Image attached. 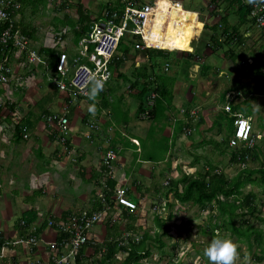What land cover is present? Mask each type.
<instances>
[{"label":"crops","instance_id":"1","mask_svg":"<svg viewBox=\"0 0 264 264\" xmlns=\"http://www.w3.org/2000/svg\"><path fill=\"white\" fill-rule=\"evenodd\" d=\"M88 2L92 3L90 0ZM158 5V12H155L158 17L155 21L152 20L153 27L148 35L150 46L177 50L189 48L193 28L197 26L196 21L190 14L173 7L169 2L161 0ZM94 6L97 4L94 3ZM102 10L101 6L99 15ZM21 13L20 11L17 16L19 25ZM61 20L55 18L54 23L57 22L62 27L58 25L54 28L45 22L42 26L28 28V31L33 32L30 37L32 47L38 50L54 48L55 35L60 28H70L68 25L63 26ZM163 20L166 23L162 24ZM156 30L165 33L163 41L156 39ZM250 31L253 30L246 29L245 36ZM68 33L56 48H71L73 37ZM259 41L263 43L262 40ZM194 51L199 53L195 49ZM223 56L235 68V60L233 62ZM177 58L179 60L176 62L184 65L183 70L178 67L176 73H171L173 64L170 73L166 74L172 100L170 104L163 101V107H158L152 113L147 112L152 106L150 99L147 102L149 96L145 99L139 93V81L143 77L138 75L137 70L133 74L134 70L129 72V67H125L129 59L121 67L113 69L110 80H113L112 84L109 82L105 87L93 88L90 97L85 99L74 100L66 92L59 91L44 77L41 66L33 71L30 67L17 68L18 73L23 76L21 84H0V235L6 242L0 251V264L47 262L52 253L49 244L59 237L58 232L47 225V221L64 219L82 210L101 209L98 194L103 191V182L108 187L114 185L113 189L126 188L128 197L135 202L137 208L130 213L113 201L104 220L97 224L101 225V229L90 230L91 240L99 243L107 237V222H122L125 226L132 216L135 225L141 226L142 222H154V204L158 207L163 203L173 204L174 215L187 205L180 204L172 195L165 196V183L169 184V181L177 179L183 171L188 170L190 173L185 174H191L203 173L208 169L210 163L205 162L203 169L199 170L197 165L186 160L194 144L207 142L220 152L229 150L231 159V150L221 145L226 138L215 141L213 138L218 135L213 134L214 130L211 128L216 127L220 131L222 122L230 126V116L224 110V93L227 92L234 94L232 105L241 104L245 108L241 112H248L247 116L252 119L250 99L254 97L253 92H249L252 98L246 96L241 84L242 79L248 77L237 76V87L225 89L215 104L199 103V100L195 101V87L199 84L196 79H191L193 75L190 71L188 74V69L193 65L200 68L201 65H189L182 60V54ZM133 63L137 68L148 62L142 58ZM245 64L247 67V62ZM180 73L188 79L178 78L181 77L178 75ZM162 74L161 70L160 75ZM135 82L138 84L132 85ZM207 93L204 92V95L208 96ZM182 108L197 110L196 119L189 121L180 111ZM220 110L226 114L225 119L221 117ZM53 113L64 114L68 118L70 132L66 144L59 142L57 123L46 119ZM209 113L213 114L211 119ZM209 121L212 126H207ZM18 125L22 127H17ZM208 127L211 131L207 134L210 136L205 140L203 133ZM22 128H26L27 137L23 136ZM187 128L191 129L189 136L184 134ZM252 131L254 132L253 125ZM193 132L198 135L196 140L192 137ZM255 133L256 139L261 136L260 143L264 134L258 135L257 131L253 134ZM110 149L115 151L116 158L106 166L104 157ZM215 170L219 171L217 168ZM30 212L34 213L35 219L27 228L24 226V229L20 221ZM172 219L169 222H173L175 216ZM33 228L38 230V243L35 247H30L26 238ZM60 251L65 252L66 248H61ZM84 254L90 258L93 254L92 247H86Z\"/></svg>","mask_w":264,"mask_h":264},{"label":"rangeland","instance_id":"2","mask_svg":"<svg viewBox=\"0 0 264 264\" xmlns=\"http://www.w3.org/2000/svg\"><path fill=\"white\" fill-rule=\"evenodd\" d=\"M88 1L89 0H38L33 2L28 1L24 4L22 3L23 10L20 17V30L21 32H23V29L28 30V28H31V26H42L45 22L50 23L51 27L56 28L59 24H57V22L54 23L55 18L64 19L65 21H76L78 19V4H81L84 7V10L88 11L90 15H92V17L98 19L99 9L101 8V6L102 9H104L103 7L106 6V4L104 5V3H108L109 0H90L92 1V3H89ZM141 1L146 2L148 0ZM160 1L161 0H159V2ZM162 1L169 2L173 7L180 8L181 10L182 6L183 8H185L184 11L190 14L191 18H193V20H195L197 23V26L193 28V34L191 37L192 43H190L191 46L189 48L184 50H177L170 49V47H162L163 49L172 51H169V64H174L173 68L170 70L172 71L171 73H176V69H178V67L179 69L181 67L182 70L184 68V65L176 62L179 60L177 57H180V55L182 54L181 52L188 51L194 54L193 60L195 62L200 65H205L207 66V68H209L206 75L201 74V71H199V66L193 65L188 69V74L190 71L193 75L191 79H196L198 81L197 84H199L195 87V101L199 100V103L209 102L211 103V105L215 104L214 102L219 101V96L224 92L225 89L237 87V76L248 77L243 78V83L241 84L244 87L243 91L246 92V96L252 98L251 96H249V92H253L252 96L254 97L250 99L252 108L251 114L253 115L251 122L254 132L257 131L258 135L261 133L263 135L264 74L262 75L263 78L257 77L254 74L257 62H251V59H253V55L257 54H259L260 60H264V49H260L259 44H261V42L259 41V35L255 33L256 31L252 29L253 31H250L248 35L245 36V30L249 29L251 25L246 23L240 28L244 36V45L234 47L236 51L237 61L235 59V68L234 66L232 68L229 60L224 59V50L213 52L211 46L208 44L209 37L212 34V30L208 27L217 22L219 17L216 15H212L210 12H214L219 8L220 11H223L227 7L226 3H218L219 5L215 7L217 3L212 2L211 0H175L181 2L178 4V6H176L170 0ZM94 3L97 4L96 7L94 6ZM91 5H93L94 7H91ZM186 9L191 10V12H187ZM228 20L230 26H232L238 22V17L236 14H231ZM164 23H166V20H163L162 24ZM58 27L62 26L59 25ZM148 27L150 33L153 24H148ZM65 28H60L59 31ZM149 33L146 34L147 38ZM164 35L165 33L162 30L156 31V39L158 41H163ZM70 36L73 37L71 33ZM131 41L134 40H132L131 38L129 40H126V43L131 45ZM194 49L199 53H195ZM57 50H60V48L57 47ZM133 52L134 49L132 48L131 54L135 56ZM136 58H138L137 60L142 59L141 57ZM182 60H185V55ZM246 62L247 67L245 64ZM126 66L129 67V72H132L134 70L133 74L136 73L137 68L134 67V63L132 60H130V58L127 61L125 67ZM242 66L245 67L243 68ZM33 70L34 69H32V71ZM161 70L162 67L158 71V73L161 74ZM247 70H251V73L249 75L245 74ZM236 73H238L239 75ZM178 75L181 76L178 78H182L184 80L188 79L187 76L185 78L183 73H180ZM141 79L142 80H140L139 83L142 85V83L144 82V78ZM112 81L109 84H112ZM204 92H208V96L204 95ZM201 97H205V99H202ZM150 100L152 101L153 99L150 98ZM246 109L249 110V108L247 107ZM187 110L194 109L190 108ZM215 113L216 112L214 111V114ZM220 114L221 117L225 119L226 114L223 113V110H220ZM209 115H211V119L213 117V114L209 113ZM221 124L222 128L220 131H218L216 127L211 128V130H214L213 134L218 135L216 138H213L214 140L216 139L215 141H220L222 137L227 138L229 134L227 124H224L223 122ZM229 124L230 127H232L231 121H229ZM210 125L212 126V123H210L209 121L207 123V126ZM190 126L194 127L193 125ZM211 130H209L208 127V129L204 131L203 135L204 139L206 138L205 140H208L207 138L210 135L208 136L207 133ZM254 136L256 137V133L254 134ZM192 137L194 138V140L198 138L196 132H193ZM260 137L261 136H258V138L256 139V143L258 144L255 145V147L258 149L257 159H250L247 162V165L251 168H257L260 166L261 162H264V137L259 143ZM194 145L195 146L192 148L191 153L187 155L186 160L191 161V163L197 165V168L199 170H202L205 162H207L208 164H212L215 169L217 168L220 172H223L228 178L234 177L240 171L241 166L238 164H234L229 160V150L220 152L218 148L209 145V143L207 144V142L204 144L203 142H199L198 144L196 143ZM195 159L197 160L195 161ZM183 172L190 173V171L188 170ZM257 176L258 175H254L253 177ZM243 191L245 194L249 191L254 192L255 204L261 212V216H264L263 187L257 184L248 185L244 188ZM167 212L168 209L166 208L160 210V213L163 214L162 216L166 215ZM156 213H159V211H157ZM174 216L175 219L173 222H166V228H168L169 230L168 234H162V230H159L157 232V235L160 238L159 241L153 239L154 233L158 230L154 222H142V228L138 229L137 232H135L133 235L126 231L127 229H125L126 227L122 222H119L120 230L118 235L120 237V240L123 241L125 245H127L129 237H133L135 238V240L137 237L138 239H140L143 231L148 230L149 235L152 237L146 242L150 254L148 257L142 260L144 264H264V259H257V256L260 255V250L257 245L253 244L251 247H248L246 243L239 242L235 236L229 237L228 232L218 230L219 226L222 224V218L217 215V211L215 208L213 210H210L208 207L202 209L198 205L188 203L182 210L176 211V214ZM246 218L248 219L249 223L255 228H260L264 231V225H260V223H258V219H256L254 216L248 215ZM238 221L240 220H237V224L239 223ZM92 229L94 231H99V229H101V225L96 224ZM218 236H220L221 238L222 245L219 248H216V239ZM126 255L127 254L123 252H119L116 255V261L120 262L124 260Z\"/></svg>","mask_w":264,"mask_h":264},{"label":"trees","instance_id":"3","mask_svg":"<svg viewBox=\"0 0 264 264\" xmlns=\"http://www.w3.org/2000/svg\"><path fill=\"white\" fill-rule=\"evenodd\" d=\"M28 1L29 0H22V3L24 4ZM211 1L217 3L215 7L219 5L218 3L227 4V7L223 11H220L219 8L214 12H210L212 15L220 16L217 22L208 27L212 30L208 44L211 46L213 52L224 50L223 55L234 62V60L237 58L234 45L241 46L244 44V36L240 28L246 23L251 25L249 30L253 29L257 32L259 35V40H262L263 42L260 48L262 50L264 49V39L262 36H260L261 30L258 27L256 21L250 17L251 7L259 0ZM105 4L106 6L103 8L110 12L123 7L121 0H109L108 3ZM22 10L23 8L21 9V12ZM118 11L122 13L121 10ZM77 14L78 19L76 21H65L64 19L61 20L63 26L68 25L70 27V33L73 35L74 41L78 40L82 36V34L88 29L91 21H93L90 13L84 10V7L81 4H78ZM231 14H236L238 17V22L232 26H230L228 20ZM17 25H19L18 22ZM17 27L20 29V25ZM22 31L29 37L33 36V32L24 29ZM129 39L130 38L125 37L124 41L119 44L117 49V54H119V56H115L113 59L111 69L113 71L114 68H117L118 66L121 67L124 64V61L128 60L129 58L133 61L138 59L136 57H141L147 60V64H141L137 67L138 75L144 78V82L141 85L139 93L142 94L145 99H147L149 96L147 102L152 97V95H155L154 98H152V106L147 111L148 113H152L158 107H163V101H165L167 104H170L172 100V94L170 91L171 89L170 86L167 85L169 78H167V76L164 74L160 75L158 73L165 63H170L169 57L170 52L172 51L161 50L160 48L136 50L134 45L136 44L137 39H132L134 41H131V45L126 43V40ZM132 48L134 49L133 53L135 56L131 54ZM39 52L44 54L49 63L50 69L54 70L60 51L54 47L41 48L39 49ZM181 53L182 57L185 55V61L188 62L189 65L198 64L193 60L194 54L191 52L183 51ZM253 58L254 61L258 62V64L255 66L254 74L257 77H261L264 74V60H260L259 54L253 55ZM208 69L209 68H207V66L201 65L199 71H201L203 74H206ZM250 73L251 70L246 71L247 75ZM136 84H138V82L132 83V85ZM225 96L226 93H224V98ZM232 102L231 107L233 111H244L245 108H243L241 104L232 105ZM244 113L246 116L249 115L246 111ZM230 121L231 125L233 126L232 117H230ZM17 127L22 126L18 125ZM221 128L222 126H220L219 129L221 130ZM228 132L229 134L222 144L225 149L229 148L228 141L230 136L233 135L234 129L229 126ZM255 148L253 150L231 149L230 160L236 164L247 163L250 159L255 160L258 157V149ZM208 166V169L203 173H182V175L177 179L169 181L165 196L172 195L180 204L191 203L193 205H198L202 209L208 207L210 210L215 208L217 215L222 218V224L219 226L218 230L228 232L229 237L235 236L239 242L246 243L248 247H251L253 244L257 245L260 250V255L257 256V259L263 260L264 231L251 225L246 217L248 215L254 216L256 219H258V223H260V225H264V216H261V212L255 204L254 192L249 191L245 194L243 190L246 186L255 184L262 186L264 190V162H261L260 166L257 168L246 166L240 169V171L232 178H228L223 172L216 171L213 166H210V164ZM254 175L258 176L253 177ZM113 186L114 185H110L108 187L110 190L104 189L106 201L110 205H113ZM172 207L173 204L171 203H163V205L159 206V208H161V210L168 208L166 215L162 216L163 214H161L160 211L159 213L155 212L156 215L154 217V224L158 230L154 233V240H160L157 235L159 230H162V234L164 235L168 234L169 230L166 228V222L170 221L174 216ZM125 210L130 213L134 212V210ZM34 219V213H27V215L23 217V220H21L24 221V225L20 224L21 227L25 229L24 226H26L27 228V226H29L32 221H34ZM132 220L133 217L130 216L129 222L125 223V229H127L126 231L133 235L138 229H141L142 227L136 226L135 222ZM237 220H240L238 221V224ZM106 230L107 237L101 243L90 240L79 250L78 254L75 256L74 264H144L142 260L148 257L150 254L146 242L148 239H151L152 236L149 235L148 230L143 231V234L138 241H136L133 237H129L127 245L122 244L123 241L120 240L118 235L120 230L118 222H107ZM37 231L35 234H38ZM31 235H33V233L29 234L27 238ZM63 236V234L59 235L57 241L60 242ZM216 241V248H219L222 245L220 236L217 237ZM4 245H6V242L0 235V251ZM88 246H91L93 249V254L90 256L91 259L87 258L84 254L86 247ZM119 252H123L127 255L124 260L117 262L116 255Z\"/></svg>","mask_w":264,"mask_h":264},{"label":"built area","instance_id":"4","mask_svg":"<svg viewBox=\"0 0 264 264\" xmlns=\"http://www.w3.org/2000/svg\"><path fill=\"white\" fill-rule=\"evenodd\" d=\"M170 1L176 6L181 3L175 0ZM121 3L123 7L118 10H121L122 13L118 10L110 12L103 9L98 19L93 18L82 36L76 41L73 40L71 48L60 51L56 67L51 70L44 54L33 48L30 37L17 27V16L22 9V0H0V84L7 85L11 82L21 84L23 76L18 73L17 68L30 67L34 69L41 66L44 77L59 91L66 92L74 100L90 97L93 88L105 87L113 76L111 64L115 56H119L117 49L125 37L137 39L134 45L136 50L159 49L156 46H150L151 42L146 37V34L149 33L148 24L157 17L155 12H158L159 0L146 2L121 0ZM181 8L185 9L182 6ZM186 10L191 12V10ZM250 17L256 21L261 30L260 36L264 39V0L253 4L250 9ZM67 32L70 33V28L62 29L55 35L54 47L63 42V37ZM233 95L231 92L226 93L224 106L225 112L233 118L234 125V133L229 140V146L252 148L256 139L252 132L251 117L232 110ZM154 96L152 95L151 98ZM181 112L187 115L189 121H193L197 117L195 109H182ZM46 119L48 122L57 123L60 133L59 142L66 144L70 132L68 118L64 114L53 113ZM22 130L23 136L27 137L26 128H22ZM190 133L191 129H185V134ZM115 158V151L108 150L104 157V164L109 166ZM167 184L166 182L165 185ZM103 186V191L98 194V199L102 203L101 209L82 210L72 213L64 219L48 220L47 225L54 228L59 235L63 234L64 236L60 242L56 240L49 244L52 253L48 261L45 263L37 261L36 264H74L75 256L79 250L91 240L90 230L94 225L104 220L107 211L112 206L106 201L104 193V189H110L105 182H103ZM112 200L117 206L128 210L135 211L137 208L135 202L128 197L127 189L124 187L114 188ZM160 210L161 208L156 204L152 206L153 212ZM20 224L24 225V221H21ZM36 231L37 229L33 228L31 230L33 235L26 240L30 247H35L38 243ZM138 240L137 237L136 241ZM122 244L124 243L122 242ZM61 248H66V251H60Z\"/></svg>","mask_w":264,"mask_h":264},{"label":"clouds","instance_id":"5","mask_svg":"<svg viewBox=\"0 0 264 264\" xmlns=\"http://www.w3.org/2000/svg\"><path fill=\"white\" fill-rule=\"evenodd\" d=\"M202 30V29H201ZM61 51V50H60ZM186 52H188V51H186ZM245 115V114H244ZM252 120V119H251ZM234 126V125H233ZM234 133V132H233ZM184 134H185V132H184ZM191 134V133H190ZM190 134H185L186 136H189ZM254 135V134H253ZM232 137V136H231ZM230 137V138H231ZM255 139H256V137H255ZM230 140V139H229ZM255 145H257V143H256V141H255ZM255 145L252 147V148H247V147H239V148H232V147H230L229 146V141H228V146H229V149L231 150V149H250V150H253L254 148H255ZM247 158H249V157H247ZM234 164H236V163H234ZM238 165H240L241 166V168L240 169H242V168H244V167H246V166H248L247 165V163H244V164H238Z\"/></svg>","mask_w":264,"mask_h":264},{"label":"bare ground","instance_id":"6","mask_svg":"<svg viewBox=\"0 0 264 264\" xmlns=\"http://www.w3.org/2000/svg\"><path fill=\"white\" fill-rule=\"evenodd\" d=\"M160 12V11H159ZM159 15V14H158ZM158 17V16H157ZM157 19V18H156ZM159 20V19H158ZM155 21V20H154ZM158 22V21H157ZM156 24V23H155ZM155 26V25H154ZM156 27V26H155ZM157 31V30H156ZM153 32V31H152ZM171 67H172V65L171 64H165V65H163L162 66V73L164 74V75H166L168 72H169V70L171 69ZM253 132V131H252Z\"/></svg>","mask_w":264,"mask_h":264}]
</instances>
